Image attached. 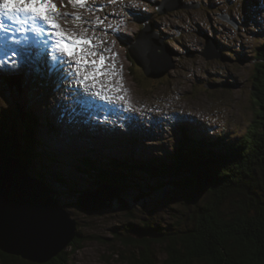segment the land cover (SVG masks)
Returning <instances> with one entry per match:
<instances>
[{
    "label": "rangeland",
    "instance_id": "1",
    "mask_svg": "<svg viewBox=\"0 0 264 264\" xmlns=\"http://www.w3.org/2000/svg\"><path fill=\"white\" fill-rule=\"evenodd\" d=\"M162 1L137 0L138 6H132L130 0H88L83 7H73L67 0V6L56 0L62 12L82 17L83 22L59 21L69 34L94 37L99 43L103 41L102 45L114 47V60L118 56L115 62L123 65L120 78L102 82L103 94L109 93V98L117 94L112 102L85 94L84 88L99 91V85L92 89L89 81L82 86L68 65L54 66L51 46L34 47L38 40H49L46 33L13 35L22 39L28 33L35 38L30 44L17 46L19 68H0V111L11 110L22 100L38 117L40 149L59 158L57 170L68 182L66 188L55 186L56 196L66 205L74 203L85 189L93 191L99 185L74 167L80 156L87 154L85 150L94 149L96 155L104 157L163 155L174 148L182 125L206 126L215 134L240 136L256 116L254 63L257 48L264 43V11L257 0H170L173 6L185 4L189 8L161 15L157 7ZM144 23L154 24L160 39L175 54L176 69L160 79L147 78L143 68L136 63L132 66L126 57ZM88 25L95 27L93 33L88 32ZM205 35L217 43L226 58L207 60L202 55ZM10 73L23 75L24 97H13L1 85ZM212 84L220 87L212 89ZM71 187L75 188L68 189ZM79 189L81 192H77ZM121 192L131 212L121 210L116 200L113 208L96 214L69 208L85 239L69 264H125L115 254L124 248L114 239V233L120 230L127 234L128 225H141L146 220L166 227L175 222L176 210L184 212L188 197L200 200L203 195L184 189L156 191L151 198H145L138 189ZM156 250L162 259V247L156 246Z\"/></svg>",
    "mask_w": 264,
    "mask_h": 264
},
{
    "label": "trees",
    "instance_id": "2",
    "mask_svg": "<svg viewBox=\"0 0 264 264\" xmlns=\"http://www.w3.org/2000/svg\"><path fill=\"white\" fill-rule=\"evenodd\" d=\"M126 57L134 66L128 51ZM22 77L5 75L1 85L18 98L23 96ZM253 78L258 111L240 136L215 134L206 126L182 125L174 148L163 155L104 157L90 149L80 156L74 166L77 171L97 183L120 187L123 192H142L140 187H145L149 190L142 192L145 198L167 189L203 194L200 200L188 197L184 212L176 210L175 222L166 227L146 220L141 225H128L127 234L120 230L114 233V239L124 248L115 252L123 263L264 264V43L257 48ZM214 87L220 86L212 84ZM27 107L21 100L11 110L0 111V155L21 158L30 174L55 194L57 184L66 188L68 182L57 170L59 158L40 149V121ZM142 226L156 229L160 238L136 239L128 234ZM84 242L78 231L71 250L47 264H69ZM156 246L162 247V259ZM0 264L32 263L0 251Z\"/></svg>",
    "mask_w": 264,
    "mask_h": 264
},
{
    "label": "water",
    "instance_id": "3",
    "mask_svg": "<svg viewBox=\"0 0 264 264\" xmlns=\"http://www.w3.org/2000/svg\"><path fill=\"white\" fill-rule=\"evenodd\" d=\"M183 8L170 0L159 3V14ZM207 41L202 55L207 60H223L217 43ZM160 39L154 24L144 23L135 44L128 50L130 57L143 68L147 78L160 79L176 69L174 52ZM119 187L99 183L93 191H83L72 204H64L44 182L31 175L21 158L0 155V251L32 264H47L69 248L77 237L79 223L69 208L87 214L113 208L116 200L121 210L131 212ZM158 231L150 226L134 228L136 239H158Z\"/></svg>",
    "mask_w": 264,
    "mask_h": 264
},
{
    "label": "snow or ice",
    "instance_id": "4",
    "mask_svg": "<svg viewBox=\"0 0 264 264\" xmlns=\"http://www.w3.org/2000/svg\"><path fill=\"white\" fill-rule=\"evenodd\" d=\"M87 2L88 0H67V4L73 7H83ZM109 2L116 3L117 0H109ZM245 2L251 3V0H245ZM257 2L261 6V10L264 11V0H257ZM59 3L65 5V0H59ZM130 3L132 6H138L137 0H130ZM61 19H65L66 22H83L82 17L78 15L62 12L58 8L56 0H0V51H2L0 68L8 66L11 69H17L21 66L17 59L20 55V49L17 46L25 43L26 38L24 41L16 39L14 36L10 38L8 36L10 31L21 33L30 31L37 36L46 33L51 41L52 51L58 53V55L53 56V61L68 65L69 68L74 65L75 75L80 78L82 86L89 81H91L92 89L99 85V91H89L88 88H84L85 94L94 98L100 97L101 92L105 90V85L98 78L108 74V70L104 67L108 58L102 53L85 49L84 45H88L89 48L96 47L92 44V39L77 36L75 33L69 34L59 23ZM5 21L26 27L12 29L10 24L5 23ZM43 25H46L50 31ZM44 43L47 45L49 41L46 40ZM102 43L103 41H101ZM93 56H98L99 59H89ZM89 65L91 66L90 71L88 70ZM2 75L0 73V76ZM103 98L109 99L107 96Z\"/></svg>",
    "mask_w": 264,
    "mask_h": 264
},
{
    "label": "bare ground",
    "instance_id": "5",
    "mask_svg": "<svg viewBox=\"0 0 264 264\" xmlns=\"http://www.w3.org/2000/svg\"><path fill=\"white\" fill-rule=\"evenodd\" d=\"M5 23H7V24H10V26H11V28L13 29V25H15V29H18L20 26H24L25 27V25H20V24H14V23H11V22H9V21H5ZM85 23V22H84ZM43 26H46V25H43ZM83 27V26H82ZM85 27V26H84ZM88 28H89V30L90 31H88V32H90V33H93L94 32V30H95V27L93 26V25H88ZM84 29V28H83ZM103 29V28H102ZM117 29V28H116ZM119 29H117V31H118ZM96 31H98V29H96ZM100 32V31H99ZM16 33H19V32H12V31H10L9 33H8V36L11 38V37H13V35H15ZM19 34H21V33H19ZM82 35V34H81ZM107 37V36H106ZM25 38H26V42L24 43V44H30L31 42H32V39H34L35 38V36H31V35H29L28 33H26V34H24V38H22V39H20V40H22V41H24L25 40ZM91 39H92V44H94V45H96V47L95 48H89V46H87L86 48H85V46L86 45H84V48L85 49H87V50H90V51H93V52H97V53H102L103 54V56H105V57H107L108 59L105 61V69H107L108 70V74H106V75H104V76H102V77H99L98 79L101 81V83L103 82V81H107V80H118V78H120V74H121V72H122V69H123V65H122V63L121 62H119V63H117V62H115V61H118L117 60V58H118V56H117V58L114 60V58H115V51L113 50V48L114 47H112V46H110V44H108V46H104V45H102L101 43H99L98 41H95L94 40V37H91ZM47 40V39H46ZM46 40H38V41H36V43L34 44V47H37V48H44L45 46H51V41H49V40H47V41H49V43L46 45L45 43H44V41H46ZM28 41V42H27ZM105 49H107V51H105ZM33 52V51H32ZM31 52V54H35L34 52L32 53ZM53 54H54V56H55V52H53ZM57 55H58V53H56ZM26 55H30V54H27L26 53ZM38 55V54H37ZM89 59H99V57L98 56H93V57H89ZM54 63V66L55 65H60V63L59 62H53ZM68 67V69L75 75V71H74V65H73V67L72 68H69V66H67ZM88 70L90 71L91 70V66L89 65L88 66ZM13 74H16V73H10V75H13ZM23 76V75H22ZM76 76V75H75ZM77 78V77H76ZM78 80H80V78H77ZM68 80H72V78H68ZM81 91V90H80ZM83 94V93H82ZM104 96H107V97H109V93H104L103 94V92L101 93V96L100 97H96V98H98L100 101H104V100H106V99H104L103 97ZM117 94H115V96H114V98H109V99H107V100H109L108 102H112V101H114L115 99H117ZM93 103V102H92ZM99 106H103V107H105V106H108L107 104H99ZM106 108V107H105ZM113 108H115V107H113ZM112 108V109H113ZM91 109H93V108H91ZM97 110V109H96ZM95 110V111H96Z\"/></svg>",
    "mask_w": 264,
    "mask_h": 264
}]
</instances>
